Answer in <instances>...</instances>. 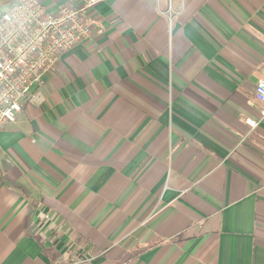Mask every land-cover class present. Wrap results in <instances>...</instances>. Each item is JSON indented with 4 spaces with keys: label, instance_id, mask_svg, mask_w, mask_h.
<instances>
[{
    "label": "crops",
    "instance_id": "0c3cea01",
    "mask_svg": "<svg viewBox=\"0 0 264 264\" xmlns=\"http://www.w3.org/2000/svg\"><path fill=\"white\" fill-rule=\"evenodd\" d=\"M91 24L0 130V264H264V0Z\"/></svg>",
    "mask_w": 264,
    "mask_h": 264
},
{
    "label": "built area",
    "instance_id": "2783aa9c",
    "mask_svg": "<svg viewBox=\"0 0 264 264\" xmlns=\"http://www.w3.org/2000/svg\"><path fill=\"white\" fill-rule=\"evenodd\" d=\"M44 1L16 0L0 15V130L16 122L23 102L45 99L43 75L56 73L63 54L92 38L95 8L111 0H66L55 9ZM255 98L262 108L247 120L251 128L264 123V80Z\"/></svg>",
    "mask_w": 264,
    "mask_h": 264
},
{
    "label": "rangeland",
    "instance_id": "374dc122",
    "mask_svg": "<svg viewBox=\"0 0 264 264\" xmlns=\"http://www.w3.org/2000/svg\"><path fill=\"white\" fill-rule=\"evenodd\" d=\"M7 6V0H0V15L2 14V12L7 10Z\"/></svg>",
    "mask_w": 264,
    "mask_h": 264
}]
</instances>
